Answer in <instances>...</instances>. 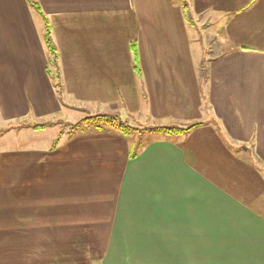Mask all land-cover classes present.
I'll use <instances>...</instances> for the list:
<instances>
[{
  "label": "crops",
  "instance_id": "crops-1",
  "mask_svg": "<svg viewBox=\"0 0 264 264\" xmlns=\"http://www.w3.org/2000/svg\"><path fill=\"white\" fill-rule=\"evenodd\" d=\"M32 1L0 0V264H264V0H186L195 26L178 0ZM111 113L202 125L31 129Z\"/></svg>",
  "mask_w": 264,
  "mask_h": 264
},
{
  "label": "trees",
  "instance_id": "trees-1",
  "mask_svg": "<svg viewBox=\"0 0 264 264\" xmlns=\"http://www.w3.org/2000/svg\"><path fill=\"white\" fill-rule=\"evenodd\" d=\"M28 1L31 4V6H34L36 7L37 10H39L38 7L35 5V2H33L32 0H28ZM178 1L181 4V7H182V10H183V13H184V16L187 22L191 26H195V23L191 16L190 7L187 1L186 0H178ZM44 42H45V46L47 48V52L49 55V64L52 68L51 76L55 84V87L57 89V94L60 97L61 96V84H60L59 68H58L59 55H58L57 48L52 41L51 28L47 21H45ZM132 50H133V55H134L135 68L138 70L137 51L135 47H132ZM207 61H208L207 59H204L202 63V70H201L202 74L201 75L203 77H206ZM50 125H51L50 123H43V124H34L32 125V127L34 130H43ZM83 125L92 126L97 131H104L108 127L112 130L114 129L120 132L124 136H130L138 132L168 136V135H181V134L187 133L193 130L194 128L202 125V123L191 124L185 128L154 126V127L140 130V129L133 128V127H130L122 123L121 121H119V119H117L116 115L92 114V115H87L83 117L77 123L72 125L71 129L68 131V135L71 136L74 130L79 129V127ZM62 135H63V131L60 133V136L53 143L54 146L60 142ZM140 149H141V144L136 143L132 149L131 158H135L137 154L139 153Z\"/></svg>",
  "mask_w": 264,
  "mask_h": 264
},
{
  "label": "rangeland",
  "instance_id": "rangeland-1",
  "mask_svg": "<svg viewBox=\"0 0 264 264\" xmlns=\"http://www.w3.org/2000/svg\"><path fill=\"white\" fill-rule=\"evenodd\" d=\"M113 115H116L117 119H119V121H121L122 123L130 126V127H133V128H137V129H146V128H150L149 125H142V124H139V123H134L133 121H131L130 119L127 120V118H124L123 116L121 117L119 114L117 113H111ZM87 115H83V116H76V117H73V116H69V120H62V121H55V122H52V120H48L47 122L45 123H50L51 125L48 126L49 128L44 132L42 133L38 139L36 140H39L41 141L42 143H49V142H52L54 139L58 138L60 136V133L63 131V134L65 133L66 137L68 135V131L71 129V126L74 125L75 123H77L80 119H82L83 117H85ZM56 124H60L61 125V128H58L56 127L55 125ZM85 127H90V128H93L92 126H88V125H83V126H80V128H85ZM31 129L33 130V127L31 126ZM77 129V130H79ZM94 129V128H93ZM44 130V129H43ZM77 130H74L73 133H75ZM105 130H112L110 128H106ZM114 130V129H113ZM116 131V130H114ZM146 134H149V133H144V132H138V133H135V134H132L128 137H132L133 139H137L139 138L138 141L142 142L143 139H145V135ZM19 135V133H18ZM154 135H159V134H154ZM145 137V138H144ZM139 143V142H138ZM19 145V144H18ZM16 145V149H19L21 146H18Z\"/></svg>",
  "mask_w": 264,
  "mask_h": 264
}]
</instances>
